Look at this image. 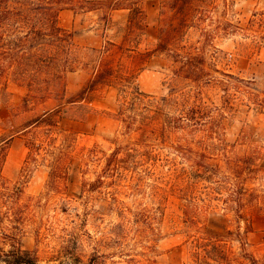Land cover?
I'll return each instance as SVG.
<instances>
[{
  "label": "rangeland",
  "instance_id": "obj_1",
  "mask_svg": "<svg viewBox=\"0 0 264 264\" xmlns=\"http://www.w3.org/2000/svg\"><path fill=\"white\" fill-rule=\"evenodd\" d=\"M137 1L146 36L134 55L109 53L132 90L82 95L91 72L67 73L81 101L38 162H25L30 125L57 104L24 110L13 69L0 83V264L20 248L37 264H264V0H216L181 38L190 67L150 55L161 2ZM100 17L68 9L60 24L82 48L119 44L124 14L107 37Z\"/></svg>",
  "mask_w": 264,
  "mask_h": 264
},
{
  "label": "trees",
  "instance_id": "obj_2",
  "mask_svg": "<svg viewBox=\"0 0 264 264\" xmlns=\"http://www.w3.org/2000/svg\"><path fill=\"white\" fill-rule=\"evenodd\" d=\"M160 2V33L150 55L166 53L190 67L197 57H192L189 52L180 53L178 47L181 38L190 28L209 18L208 15L217 8L216 0ZM68 9L77 13H100V21L104 25L103 37H107L106 31L111 26L113 13L127 11V22L118 27L116 34L120 39L119 44L106 40L100 48L80 47L75 42L73 32L60 24L62 12ZM148 27L146 9L137 0H0V83L7 86L9 71L13 69L11 80L27 90L23 99L24 110L48 103L50 106L57 104L54 108H47L30 125L31 138L26 145L29 153L25 162H38L44 143L42 139L54 140L59 119L70 115L81 101L67 98V73L74 72L80 65L91 72L82 95L95 92L101 86L116 85L125 91L132 90V70L122 61L115 63L110 60L109 53L117 48L123 56L134 55ZM137 95L140 93L137 92ZM117 154L118 151H114L112 157ZM4 159L5 154H1L0 177ZM13 257L12 264H37L35 258L21 248L13 252ZM88 264L95 263L91 260Z\"/></svg>",
  "mask_w": 264,
  "mask_h": 264
},
{
  "label": "crops",
  "instance_id": "obj_3",
  "mask_svg": "<svg viewBox=\"0 0 264 264\" xmlns=\"http://www.w3.org/2000/svg\"><path fill=\"white\" fill-rule=\"evenodd\" d=\"M117 12H121V13H123L124 14V16H125V18H126V22H127V19H128V12L127 11H124V10H118V11H115L114 13H117ZM114 13H113V15H114ZM148 16V15H147ZM149 25V24H148ZM148 29H149V27H148Z\"/></svg>",
  "mask_w": 264,
  "mask_h": 264
}]
</instances>
